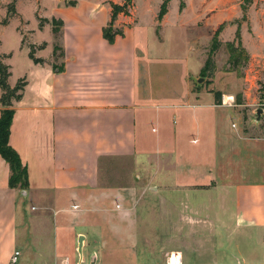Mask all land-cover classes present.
Masks as SVG:
<instances>
[{"label":"crops","instance_id":"0c3cea01","mask_svg":"<svg viewBox=\"0 0 264 264\" xmlns=\"http://www.w3.org/2000/svg\"><path fill=\"white\" fill-rule=\"evenodd\" d=\"M53 1L51 16L38 5L29 40L18 25L16 48L0 50L9 85L26 80L9 144L29 183L9 187L0 155V264H202L207 230L214 257L204 264H264V108L246 126L232 95L152 89L137 18L117 14L122 33L103 37L110 3L123 0Z\"/></svg>","mask_w":264,"mask_h":264},{"label":"rangeland","instance_id":"374dc122","mask_svg":"<svg viewBox=\"0 0 264 264\" xmlns=\"http://www.w3.org/2000/svg\"><path fill=\"white\" fill-rule=\"evenodd\" d=\"M162 2L131 0L127 8L131 23H135L136 18L138 21L133 31L151 42L154 59L148 73L149 87L167 90L190 85L212 91L218 97L222 93L232 95L245 125L255 122L256 109L264 108V0H170L167 3V18L158 26L154 22L160 21L157 20V13ZM53 3V0H16L14 6L13 0H0V50L16 48L15 44L19 41V32L16 30L18 25L29 40L28 30L37 29L35 12L38 5L40 15L42 12L44 16H51ZM15 8L26 25L23 20L19 23L18 18L12 17L18 16ZM5 19H9V23L3 26ZM51 25L59 31L58 20L54 19ZM111 28L114 29L112 24ZM238 28L240 47L245 51L247 60L243 61L242 56L236 68L228 62L226 43L237 45ZM218 29V34H215ZM44 32L46 34L36 32L35 38L47 39L50 33ZM212 37L219 41L218 48L211 55L212 62L201 72L209 56ZM22 55V51L17 50L14 58L8 61L14 66L11 82L21 72ZM55 61L59 59L55 58ZM199 77L203 78L200 83L196 82ZM114 165L110 162L106 169L111 171ZM221 232L217 240L225 244L226 239ZM186 243L193 246L189 237ZM210 243V232L204 231L202 264L214 257L210 254ZM213 260L220 261V258Z\"/></svg>","mask_w":264,"mask_h":264},{"label":"trees","instance_id":"16d2710c","mask_svg":"<svg viewBox=\"0 0 264 264\" xmlns=\"http://www.w3.org/2000/svg\"><path fill=\"white\" fill-rule=\"evenodd\" d=\"M169 0H163L160 5V8L157 13V20H161L163 15L167 12V3ZM131 0H123L122 4H117L111 2V20L107 26H105L102 30L103 37L108 41H112L115 35L121 34L122 31L117 29L114 30L111 28L112 21L115 19L116 15L119 13H123L128 15V6L130 5ZM73 4V3H72ZM13 6V5H12ZM8 19L4 20V23L7 22ZM46 19H41L40 24ZM54 20L52 19L51 22ZM53 32H57V29L53 25ZM220 29L216 31L215 34H218ZM216 36V35H214ZM236 37L238 38L237 45H234L233 42H227L226 48L229 53L228 62L233 63L236 68H238L242 56L244 57L243 61L247 60V55L245 51L240 47V38H239V28L236 31ZM219 41L216 40L215 37H212V43L210 46L209 56L205 61L203 72L206 66L212 62L211 55L218 48ZM34 47L30 45L29 47V57L34 62H42V59L34 57ZM60 70V68H59ZM10 75L9 65L1 61L0 58V104H1V112H0V155L7 162L9 166V177H8V185L11 188L26 190L29 186L28 177H27V168L26 165L22 163L18 153L16 150L9 144V134H10V126L14 114L13 103L18 101L21 98L23 88L26 84V80L24 77L19 78L13 86H10L7 78ZM215 100L219 101L218 95L215 94Z\"/></svg>","mask_w":264,"mask_h":264},{"label":"water","instance_id":"95a60500","mask_svg":"<svg viewBox=\"0 0 264 264\" xmlns=\"http://www.w3.org/2000/svg\"><path fill=\"white\" fill-rule=\"evenodd\" d=\"M202 79H203L202 77H199L198 79H196V82L200 83ZM255 113H256L255 121L257 122L259 120L260 116L263 113V109L262 108H257ZM22 192L25 194V191H22Z\"/></svg>","mask_w":264,"mask_h":264},{"label":"built area","instance_id":"2783aa9c","mask_svg":"<svg viewBox=\"0 0 264 264\" xmlns=\"http://www.w3.org/2000/svg\"><path fill=\"white\" fill-rule=\"evenodd\" d=\"M17 254H18V251H15L14 254H13V256H12V260H15Z\"/></svg>","mask_w":264,"mask_h":264}]
</instances>
